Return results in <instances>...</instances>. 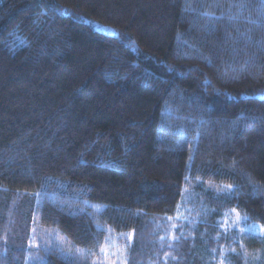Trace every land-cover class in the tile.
I'll list each match as a JSON object with an SVG mask.
<instances>
[{"label": "trees", "instance_id": "obj_1", "mask_svg": "<svg viewBox=\"0 0 264 264\" xmlns=\"http://www.w3.org/2000/svg\"><path fill=\"white\" fill-rule=\"evenodd\" d=\"M236 213L264 224V0H0V264L128 233L127 264H264Z\"/></svg>", "mask_w": 264, "mask_h": 264}, {"label": "rangeland", "instance_id": "obj_2", "mask_svg": "<svg viewBox=\"0 0 264 264\" xmlns=\"http://www.w3.org/2000/svg\"><path fill=\"white\" fill-rule=\"evenodd\" d=\"M193 195L189 193H185L182 201L179 205V209L176 211L173 217H169L167 219L168 227L165 231L164 235L158 239L159 241L172 243V241H177L179 236L181 237V234L176 233V230L179 228V226L182 224H186L187 228H193L194 224L198 222V215L200 208L198 205H196L194 202H192ZM25 199L24 206L26 207L27 211L26 213L30 215V210L33 212L37 202H35V199L32 198V196H27ZM236 216H232L231 220L229 218H224L222 221V227L224 230L227 228H235L239 230V234L241 235L244 233L245 236L247 235H255L259 238H264V224H258V223H249L245 219L240 218L238 223H235ZM33 231H35L34 228H32ZM45 231V230H44ZM241 233V234H240ZM129 234L125 235H115L112 236V239L109 241V246L104 247V249L101 251V257L99 258V262H102V264H127V252H128V241L131 242L132 238L129 239ZM132 237V234H131ZM240 237V236H239ZM157 240V241H158ZM247 248L243 245L242 251H245ZM184 253H186L184 251ZM167 254V255H166ZM164 255L163 262L168 263L171 262V253L168 252ZM187 254V253H186ZM259 253H247V258L250 261L257 259V256ZM248 264V263H246Z\"/></svg>", "mask_w": 264, "mask_h": 264}, {"label": "snow or ice", "instance_id": "obj_3", "mask_svg": "<svg viewBox=\"0 0 264 264\" xmlns=\"http://www.w3.org/2000/svg\"><path fill=\"white\" fill-rule=\"evenodd\" d=\"M225 189L228 190V191H231V189H232V185H227V186H225ZM232 211L235 212V209H233ZM239 219H240L239 214L236 213V221H235V223H238V222H239ZM128 238H129V239L132 238V237H131V234H129V237H128ZM233 251H235V249H233ZM166 255H167V254H166ZM221 255H223V250H221ZM220 264H223V261H221Z\"/></svg>", "mask_w": 264, "mask_h": 264}]
</instances>
